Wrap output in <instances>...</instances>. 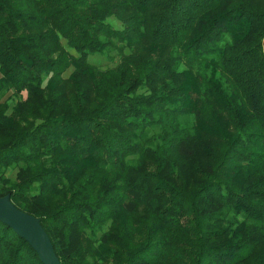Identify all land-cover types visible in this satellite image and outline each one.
<instances>
[{"label":"trees","instance_id":"1","mask_svg":"<svg viewBox=\"0 0 264 264\" xmlns=\"http://www.w3.org/2000/svg\"><path fill=\"white\" fill-rule=\"evenodd\" d=\"M4 196L60 264H264V0H0Z\"/></svg>","mask_w":264,"mask_h":264},{"label":"water","instance_id":"2","mask_svg":"<svg viewBox=\"0 0 264 264\" xmlns=\"http://www.w3.org/2000/svg\"><path fill=\"white\" fill-rule=\"evenodd\" d=\"M0 222L26 241L43 264H59L50 239L39 221L19 211L9 196L0 197Z\"/></svg>","mask_w":264,"mask_h":264},{"label":"rangeland","instance_id":"3","mask_svg":"<svg viewBox=\"0 0 264 264\" xmlns=\"http://www.w3.org/2000/svg\"><path fill=\"white\" fill-rule=\"evenodd\" d=\"M111 24L117 28H121V25L119 22H117L114 19H110ZM130 49L123 45V44H118L116 43L114 47L110 48L105 54L101 55V54H95L92 56H89V62L91 64H93L94 66H96L97 68L101 69V70H105V69H109V68H113L115 67L121 57L123 55H127L129 54ZM72 71V69H70L69 71H67L65 73V76H68L70 74V72ZM24 97H13L12 94L9 92L7 93L3 98L2 101H7L10 105V107L12 108L15 104V102L19 99H22ZM17 166H13L10 167L7 171H6V176L11 179L14 180L16 173H17ZM59 262V260H58ZM60 264V262H59Z\"/></svg>","mask_w":264,"mask_h":264}]
</instances>
